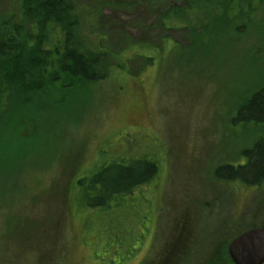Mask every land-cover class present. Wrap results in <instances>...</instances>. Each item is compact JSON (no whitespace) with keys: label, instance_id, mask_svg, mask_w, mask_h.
Here are the masks:
<instances>
[{"label":"rangeland","instance_id":"rangeland-1","mask_svg":"<svg viewBox=\"0 0 264 264\" xmlns=\"http://www.w3.org/2000/svg\"><path fill=\"white\" fill-rule=\"evenodd\" d=\"M74 1L88 13L83 25L88 41L100 40L129 71L111 68L86 92L95 93L91 102L86 96L72 106L67 101V114L57 110L44 133L35 132L46 154L26 164L17 196H7L0 208V238L10 243L0 240V264H213L215 243L264 222V182L245 186L214 176L220 162L241 160L240 151L252 138L250 125L244 129L225 118L259 80L264 58L256 63L247 48L245 60L235 55L241 50L214 57L217 49L210 48L192 63L185 53L190 33L159 27L160 0ZM14 5L15 0H0V11ZM162 39L164 47L142 70L134 53L148 55ZM175 54L184 60L173 59ZM125 152L127 161L157 166L155 175L129 194L131 201L66 215L63 186L86 169V176L98 173L104 162ZM27 212L40 224L31 239L55 246L43 262L45 255L22 251L28 234L18 228ZM9 222L12 235L2 236Z\"/></svg>","mask_w":264,"mask_h":264},{"label":"trees","instance_id":"trees-1","mask_svg":"<svg viewBox=\"0 0 264 264\" xmlns=\"http://www.w3.org/2000/svg\"><path fill=\"white\" fill-rule=\"evenodd\" d=\"M157 7L160 28H182L190 33V46L185 53H189L192 60L186 59L192 63L200 52L210 48L217 49L214 57L241 50L235 55L243 60L247 48V54L256 63H263L264 0H160ZM86 14L74 0H15L13 8L0 11V208L7 196L13 200L17 196L22 182L20 174L26 164L38 162L46 154V149L40 151L35 132L41 136L46 122L58 114L57 110L60 115L67 114V101L72 106L86 96L91 102L95 93L86 92L106 78L111 68L129 71L127 62L119 61L117 55L99 46L100 40L95 44L88 41L83 32ZM163 40L148 55L134 53L143 61L142 70L153 64L156 53L164 47ZM261 50L263 54L257 57ZM175 57L178 60L181 55ZM258 68L259 80L240 94L234 110L228 113L232 116L227 114L225 118L228 124L244 129L250 125L248 129L253 133L249 144L240 151L241 160L215 166V178L226 183L259 186L264 182V67ZM53 131L51 127L50 134ZM126 155L125 152L110 163L104 162L96 174L86 176L84 173L90 170L86 169L75 180L68 181L62 191L66 215L78 208H107L113 203L131 201L129 194L151 179L157 166L144 159L127 161ZM20 220L18 231L28 234L21 243L25 255H45L41 262L47 254L53 255V242L50 246L48 239H31L32 230L40 228L38 220L32 221L29 212L21 214ZM13 226L9 222L2 236L9 231L8 235H12ZM230 237L215 243L210 263L233 264L226 252ZM8 239L0 238L9 246Z\"/></svg>","mask_w":264,"mask_h":264},{"label":"water","instance_id":"water-1","mask_svg":"<svg viewBox=\"0 0 264 264\" xmlns=\"http://www.w3.org/2000/svg\"><path fill=\"white\" fill-rule=\"evenodd\" d=\"M226 252L234 264H263L264 225L238 233L228 242Z\"/></svg>","mask_w":264,"mask_h":264},{"label":"flooded vegetation","instance_id":"flooded-vegetation-1","mask_svg":"<svg viewBox=\"0 0 264 264\" xmlns=\"http://www.w3.org/2000/svg\"><path fill=\"white\" fill-rule=\"evenodd\" d=\"M264 264V263H263Z\"/></svg>","mask_w":264,"mask_h":264}]
</instances>
